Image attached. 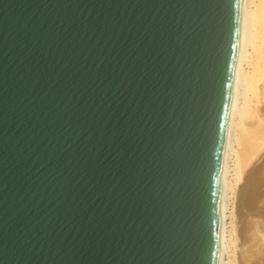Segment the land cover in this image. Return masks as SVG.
I'll use <instances>...</instances> for the list:
<instances>
[{"label": "water", "instance_id": "water-1", "mask_svg": "<svg viewBox=\"0 0 264 264\" xmlns=\"http://www.w3.org/2000/svg\"><path fill=\"white\" fill-rule=\"evenodd\" d=\"M241 0H0V264H217Z\"/></svg>", "mask_w": 264, "mask_h": 264}, {"label": "bare ground", "instance_id": "bare-ground-1", "mask_svg": "<svg viewBox=\"0 0 264 264\" xmlns=\"http://www.w3.org/2000/svg\"><path fill=\"white\" fill-rule=\"evenodd\" d=\"M240 19L234 93L219 178L217 264H258L253 256L264 252L255 251L264 241V231L256 226L259 231L251 241L244 236L248 233L243 225L251 213L264 217V0H241Z\"/></svg>", "mask_w": 264, "mask_h": 264}, {"label": "rangeland", "instance_id": "rangeland-1", "mask_svg": "<svg viewBox=\"0 0 264 264\" xmlns=\"http://www.w3.org/2000/svg\"><path fill=\"white\" fill-rule=\"evenodd\" d=\"M263 175H264V173H263ZM264 177V176H263ZM262 177V178H263ZM264 179V178H263ZM257 219V222L258 223H260V225L263 223V229H261L262 227L260 226V225H258V224H256L257 222L255 221ZM255 221V222H254ZM253 223H255V224H253ZM243 225H245V233L247 234V235H244V236H250V240L252 241L253 240V235H255L257 232H256V230H258V228L261 230V231H264V217H262L261 215H257V213H251V214H249V215H247L246 216V218H245V221H244V223H243ZM250 225V226H249ZM256 226H258V228H256ZM261 227V228H260ZM252 231V232H251ZM255 231V232H254ZM259 231V230H258ZM249 232H251L250 234H249ZM261 236V235H260ZM263 237V236H262ZM259 241H262V238L260 237V240ZM258 241V242H259ZM263 242V243H262ZM262 242H259L258 244H257V246H256V249L257 250H255V251H259V250H261V251H264V241H262ZM262 244V246H260L261 244ZM258 245H259V247H258ZM246 248H247V246H245ZM245 247H243L242 248V250L244 249H246ZM256 255V256H255ZM255 255L253 256L254 258V260H256V261H258V264H264V252H261V254H260V251H259V254L256 252L255 253ZM257 255H258V257H257Z\"/></svg>", "mask_w": 264, "mask_h": 264}]
</instances>
